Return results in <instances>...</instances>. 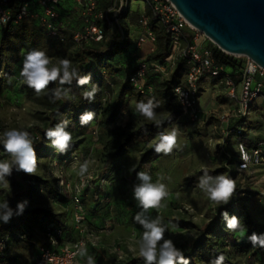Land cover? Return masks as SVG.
<instances>
[{
  "label": "rangeland",
  "instance_id": "rangeland-1",
  "mask_svg": "<svg viewBox=\"0 0 264 264\" xmlns=\"http://www.w3.org/2000/svg\"><path fill=\"white\" fill-rule=\"evenodd\" d=\"M113 1L111 11L108 13L109 24L102 26L106 33L105 39H109L111 43L126 41L129 45L133 41L128 39L129 31L121 22V13L124 9H128L129 5L123 1L121 13L114 17V10L118 7ZM75 22L77 23L78 20L76 19ZM39 27L35 23L28 24L23 35L17 37L8 38L3 36L4 33H0V54L4 60L3 69L6 71L0 75L2 78L0 83V135L6 129L12 128L20 130H28L32 127L45 130L50 128L49 119L56 109L55 102L50 99V89L54 88L53 85H50L46 93L37 95L23 84L19 75L23 58L29 51L33 49L45 51L53 64H58L60 59H68L72 62V66L81 72L80 65L77 64L78 54L88 57V51L101 47L102 39L95 44H91V40L73 42V33H81L83 29L81 25L74 26L70 37L65 38L62 44L47 40L41 34ZM205 45L209 43L205 42ZM134 47L126 49L124 46L119 50L117 46L112 47L116 48L118 54L112 64L114 68L110 71L103 69L92 58L91 74L98 82L99 90L96 97L102 107L111 103L116 86L123 81L126 75V67L129 66L130 58L132 61L136 59V62L140 60L138 50ZM114 52L111 50L112 54ZM226 57L231 63L226 69L227 73L242 68L244 57L229 55ZM205 83L210 85L211 80L207 78ZM216 84L200 93V108L206 112L202 120H208L206 126L191 125L180 116L170 121L169 117L175 108L171 112L155 110L157 119L162 123H168L165 132L174 127L178 128V147L174 148L170 155L155 153L154 144L158 142V136H154L147 142L138 141L129 148L127 154L116 159L106 170L104 169L106 143L113 137L111 130L116 128L130 130L145 123H154L135 111L136 104L142 101L135 99L128 101L126 109L107 130L100 131L96 124H92L84 134L70 131L72 146L64 154H59L51 148L48 140H40L36 146H42L43 149L37 156L38 164L34 174L39 177L40 182H30L32 193L30 198L26 199L28 201L26 209L48 208L54 204V211H60L62 220L67 227L72 228L71 233L74 235L76 233L72 220L74 206L70 197L73 186L81 177L85 178L87 185L80 204L83 211L84 235L90 242L97 245L103 258L110 259L114 263H122L130 257L138 256L139 253L138 241L143 230L133 219L140 209L133 199L132 188L134 184L139 183L136 179V172L146 171L151 175L154 183L159 180L166 184L169 193L161 202V207L158 210H149V215L152 217L159 215L162 218L163 224L167 227L166 238L172 239L185 254L187 246L196 239L199 229H202L209 221L216 208L221 206L210 201L207 195L197 187L199 177L196 179L192 177L200 170L215 171L225 168L224 155H232L234 146L241 140L240 137L233 136L230 140L232 147H230L222 145L221 136L216 134V131L219 132L214 129L217 122L211 115L227 113L229 107L225 90L222 85ZM239 122L235 124L243 126L246 134L244 138L249 137L250 143L264 137V105L259 99L252 104L248 120ZM148 152L150 155H147ZM0 159H10L2 146H0ZM84 161H88V171L81 176L79 167ZM133 167L136 172L129 171ZM230 177L234 179L237 189L233 198L250 194L247 207L255 221L264 225V202L260 196V193H264V165L245 172H236ZM0 187L6 186L0 184ZM90 194L94 197L93 204L85 208L82 202ZM174 220H182L192 225L188 229L181 228L173 223ZM88 231L93 232V235L88 234ZM34 238L38 245L41 244L42 236L39 231L35 233ZM34 249L22 242H16L11 246V251L20 263L30 261L35 255ZM230 257L234 262L243 263L242 257L235 253L231 252ZM261 262H264V259Z\"/></svg>",
  "mask_w": 264,
  "mask_h": 264
},
{
  "label": "trees",
  "instance_id": "trees-1",
  "mask_svg": "<svg viewBox=\"0 0 264 264\" xmlns=\"http://www.w3.org/2000/svg\"><path fill=\"white\" fill-rule=\"evenodd\" d=\"M97 1L98 0H96V2ZM17 6L18 4H16V8ZM35 8L37 7H34L33 11L38 12L39 9ZM59 9L60 3L58 5V12ZM147 13L150 19L149 26L156 36V49L148 56L146 60L152 62H162L170 52L168 36L165 33L164 26L151 15L149 6ZM32 23L38 25L35 20L25 21L19 26H8L4 29H0V33H4L3 36H6L8 38L12 36L17 37L18 35H23L25 27L28 24L30 25ZM103 23L107 24L106 21H103ZM98 24L102 27L101 22L98 21ZM81 26H84V20ZM39 28L41 34H43L47 40L56 44H62L65 42V38L70 37V34L67 37L63 35V42L58 43L48 38L45 35L43 29L41 27ZM184 36L187 41L191 40V35L189 34V32L186 31L184 33ZM101 41V47L97 48L94 51H88V57L82 54H78L79 59L77 64L80 65V74L82 73L86 75L92 72V58L96 60L97 63L101 65V67H103V69H108L110 71V69L114 68L112 64L116 54H118L116 48L113 49L112 47L117 46L118 50L123 49L124 46L126 47V49L128 47L126 41L111 43L109 41L105 42L104 38H102ZM90 42L91 44H95L94 41ZM111 50L115 52L112 54ZM212 55L218 64L226 67L227 69L231 65L226 55L216 47L212 48ZM135 60L136 59L132 61L130 58L129 66L126 67V75L123 81L118 84V86H116L114 97L111 103L104 107H102L100 103H98L97 97H95V100L92 103H89L88 101L83 99V91L85 89H90L92 87V84L98 85L96 77L93 74L92 83L89 86L85 85L83 86V88L78 87L75 81H73V84L70 86L65 85V88L70 89L68 98L55 101L56 109L50 116L49 126L53 127L60 120L68 119V130L71 132L84 134L88 127L92 124H96L98 130L100 131L107 130L116 122L121 112L126 109L128 101L131 99L145 101L143 99L154 98L155 101H158L160 105L156 109L158 111L171 112L173 108H175V111L169 117L170 121H173L177 116L182 117L177 105L175 104L174 97L172 95V89L174 86L183 83V78L186 70L183 63H179L177 65L174 73L168 80H161L158 75L151 74L148 77L147 82L152 87L153 93L149 97H143L136 94L128 84V78L136 68L137 62ZM3 63L4 60L2 55L0 54V75L6 72L3 69ZM239 70L240 69L230 72V75L235 82H237L239 79ZM1 80L2 78L0 77V83ZM56 86L57 85L53 84V87ZM86 110L95 112L96 116L90 124L81 126L79 123V116ZM182 118L184 119V117ZM167 124L168 123H162L161 126L157 127L155 123H145L135 129L121 130L119 128H116L111 130L113 137L106 143V150L104 154V169L106 170L113 164L116 159L127 154L129 148L132 145H135L138 141L147 142L154 136H158L159 133L165 132ZM27 131H29L31 134L38 156L41 154L43 147L36 146V144L40 140H47L44 135L46 130L38 127H32ZM245 136V133L240 136L241 140L244 139ZM248 145H250V143H248ZM147 155H150V152H148ZM235 160L236 146L235 152H233L232 155H224V165L228 164L230 167L235 162ZM204 170L197 171L192 178L196 179L197 177H200L203 174ZM207 171L210 175L213 176L219 174H227L228 176H231L235 173L233 169L230 173H228L227 168L215 171ZM8 179L10 181V186L0 187V203L8 201L13 209L16 208L18 202L30 198L32 193L30 182H40L39 177L35 175H26L23 172L15 171H13V174L8 177ZM250 196V194H245L242 197L233 198L227 205H221L216 208L209 221L203 226L202 229H199V233L196 239L187 246V251L184 255L188 258L189 264H211V262L214 261L218 255H223L225 257L223 264H240L234 262L230 257L231 252L235 253V255L237 256L242 257V264L261 262L262 259H264V247L253 246L248 239V237L253 233H256L258 235L264 233V225H261L260 223L255 221L249 208L247 207V201ZM93 199V195L90 194L86 197L85 201L82 202V204L85 208H89V206L93 204ZM54 210V204L48 208L42 207L39 209H25L22 215L14 216L9 223L0 224V241H5L4 249L0 253V264H30L32 259L36 256L38 247L40 245H38L37 241L34 240V235L37 231L42 233L44 230V226L50 222H54L57 225H62L66 229H68V232H65L62 240H64L65 242H70L71 240H73L74 235L76 234L73 235L71 233V228L66 226V224L62 220L63 218L60 214V211L56 212ZM225 210L228 211L230 215H236L240 218L241 224L243 226V231L232 232L226 228L225 223L220 216V213ZM173 223L176 226L185 229L190 228V226L192 225L191 223L182 220H174ZM16 242L26 243V246L35 248V255L30 261H27L25 263L18 262L17 256L11 251V246ZM86 252L87 255H85V258L87 259V256H92L95 259L96 264H144L143 260L138 256L130 257L122 263H114L110 259L103 258L100 249L97 247H90L86 250Z\"/></svg>",
  "mask_w": 264,
  "mask_h": 264
},
{
  "label": "built area",
  "instance_id": "built-area-1",
  "mask_svg": "<svg viewBox=\"0 0 264 264\" xmlns=\"http://www.w3.org/2000/svg\"><path fill=\"white\" fill-rule=\"evenodd\" d=\"M116 1L120 3V6L113 13L114 17L121 13L123 1L125 3V0ZM143 1L149 6L153 18L164 26L170 52L162 62H152L146 59L137 61L135 71L128 78L129 86L136 94L149 97L152 95L153 89L147 82L148 77L155 74L161 80H168L177 65L183 63L186 68L183 83L172 89V95L181 116L191 125L202 124L205 126L208 124L207 119L202 120L204 116L199 103L200 83L206 77L216 79L225 90L229 107L227 113L211 115L217 122L214 129L219 130L222 145H226L233 136H242L245 129L242 125L232 124V121L244 120L250 116L252 104L257 99L264 105V68L244 57V64L239 70V79L235 82L230 72H226L227 68L218 64L214 59L212 48L215 46L202 33L192 28L168 0ZM76 2L83 8L84 26L81 33H73V41L79 43L83 40L94 42L101 40L104 30L98 21H106L109 24L108 13L111 8L105 12H95L96 0H76ZM59 3L60 0H0V29L19 26L25 21L35 20L48 38L58 43L63 42V27L59 21L58 12ZM16 4H18L17 8ZM34 7L39 9L38 12L33 11ZM149 21L147 15H142L138 19V25L142 32L135 43L137 48L146 43L152 45L156 43V36L149 26ZM186 31L191 35V40L185 39ZM205 42H208L209 45H205ZM250 66L253 69L251 71L249 70ZM134 77L135 82H133ZM176 88L180 89V93L174 91ZM245 156L247 159H244ZM262 165H264V138L257 140L251 147L247 146L244 138L236 144L235 162L230 167L228 164L224 166L228 169V173L232 168L235 173H238ZM86 185V179L81 177L73 186L70 197L74 206L73 229L77 233H75L74 239L65 242L62 239L68 229L54 222L47 223L41 233L42 242L30 264H87L85 256L79 254L81 248L87 250L90 247L96 248L97 245L90 242L84 235L82 226L83 211L80 204ZM260 196L264 202V193H260ZM88 234L93 235V232L88 231ZM4 245L5 241L1 240L0 253L3 251ZM247 264H262V262Z\"/></svg>",
  "mask_w": 264,
  "mask_h": 264
},
{
  "label": "clouds",
  "instance_id": "clouds-1",
  "mask_svg": "<svg viewBox=\"0 0 264 264\" xmlns=\"http://www.w3.org/2000/svg\"><path fill=\"white\" fill-rule=\"evenodd\" d=\"M249 70H253L251 66ZM19 75L23 84L37 95L46 93L50 85H57L50 89V99L53 102L68 98L70 89L64 86L72 85L73 81L82 88L92 83L91 73L81 75L68 59H60L58 64H53L48 54L38 49H33L25 55ZM133 82H135V77ZM98 90V86L92 84L90 89L83 91V99L92 103ZM174 91L180 93L179 88ZM159 106L158 101L149 98L146 102H138L135 111L159 127L162 121L157 119L155 111ZM95 116L96 113L93 111H84L79 116L80 125L90 124ZM68 125L69 120L62 119L53 127L48 128L44 134L50 142V147L59 154L66 153L72 146V133L68 130ZM178 135L177 127L159 133L158 142L154 144L155 153L170 155L173 149L178 147ZM0 146L10 157V159H0V184L10 186L8 177L13 174V171L23 172L26 175L35 174L38 158L29 131L16 128L6 129L0 135ZM244 159L247 157L245 156ZM87 171L88 161H84L79 167V175L83 176ZM129 171L136 172L134 167ZM136 179L139 183L133 185L132 196L140 210L135 213L133 219L143 230L138 241V257L143 260L144 264H189L183 250L178 248L172 239L166 238L167 227L163 224L162 218L159 215L156 217L149 215V210H158L161 207V202L168 196L167 185L159 180L154 183L151 175L146 171L136 172ZM197 187L207 195L210 201L217 205L230 203L237 191L233 178L224 174L213 176L206 169L199 177ZM27 205V200L20 201L13 209L8 201L0 203V224H7L14 216L22 215ZM220 216L229 231H243L241 220L236 215H230L225 210L220 213ZM248 239L253 246L264 247V233L259 235L253 233ZM79 254L81 256L87 255L86 249L81 248ZM224 259L223 255H218L211 264H223ZM87 264H96V261L92 256H87Z\"/></svg>",
  "mask_w": 264,
  "mask_h": 264
},
{
  "label": "water",
  "instance_id": "water-1",
  "mask_svg": "<svg viewBox=\"0 0 264 264\" xmlns=\"http://www.w3.org/2000/svg\"><path fill=\"white\" fill-rule=\"evenodd\" d=\"M168 1L222 53L264 68V0Z\"/></svg>",
  "mask_w": 264,
  "mask_h": 264
},
{
  "label": "crops",
  "instance_id": "crops-1",
  "mask_svg": "<svg viewBox=\"0 0 264 264\" xmlns=\"http://www.w3.org/2000/svg\"><path fill=\"white\" fill-rule=\"evenodd\" d=\"M113 2L115 3V6L118 7L117 9H119L120 3L116 0H114ZM125 4L126 5L128 4L129 7L128 9L126 8L124 9V11H122L121 22L123 26L126 28V30L129 31L128 39L129 40L131 39L134 43H136L138 37L141 35V32H142L141 28L138 25V19L142 15L148 16V13H147L148 5L143 0H125ZM111 5H112V0H98L96 2L95 12H105L111 8ZM117 9L114 10V12L117 11ZM75 17L78 20L77 23L75 22L76 20ZM83 20H84L83 8L82 6L77 4L76 0H60L59 21L63 27V35L65 37L69 36V34L73 32L72 29L74 28V26L81 25ZM103 25L104 23L102 21V26ZM105 35L106 33H104V39H105ZM108 40L109 39L106 38L105 42ZM133 42L132 43L130 42V44L128 45V48L134 47L135 44L133 45ZM134 48L138 50L139 59L142 60V59H147L148 56L156 49V44L152 45L150 43H146L140 48H137L136 46ZM207 78L208 77L204 78L200 83V93L203 91H206L207 89L212 88L214 85H217L216 83H218L216 79L209 78L211 80V83L210 85H208L207 83H205V79ZM204 114H206V112L202 111L203 116H205ZM248 118L249 116L246 118V120H248ZM237 122L239 121H232V124L237 125L235 124ZM216 134L220 136V133L217 131H216ZM231 138L226 144L227 146H230V147H232V144L230 142ZM261 138H264V137H261ZM259 139L254 140L253 143H250L249 140L251 139H249V137L245 140L247 142V146L251 147ZM248 143H250V145H248ZM233 152H235V146H234Z\"/></svg>",
  "mask_w": 264,
  "mask_h": 264
}]
</instances>
